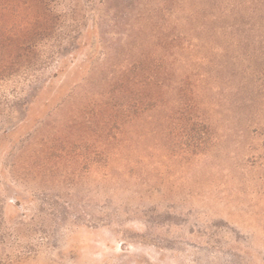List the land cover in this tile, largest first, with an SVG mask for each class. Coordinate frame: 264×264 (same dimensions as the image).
Listing matches in <instances>:
<instances>
[{
	"label": "rangeland",
	"instance_id": "1",
	"mask_svg": "<svg viewBox=\"0 0 264 264\" xmlns=\"http://www.w3.org/2000/svg\"><path fill=\"white\" fill-rule=\"evenodd\" d=\"M175 1L0 0V264H264V0Z\"/></svg>",
	"mask_w": 264,
	"mask_h": 264
},
{
	"label": "trees",
	"instance_id": "2",
	"mask_svg": "<svg viewBox=\"0 0 264 264\" xmlns=\"http://www.w3.org/2000/svg\"><path fill=\"white\" fill-rule=\"evenodd\" d=\"M162 1H166V0H162ZM176 1H177V5H176L177 12H181V13L187 14L186 18H184V19H185V22H187V26L188 25L189 26L187 27L185 25L184 26L185 29H187L189 27H190V29H192L193 22L195 20L197 21L198 18H200L202 12H203L202 8L198 7V9H200V10L191 9L189 0H176ZM204 27H206V24L204 22H201L200 25H199V28L203 29ZM27 48H30V47H27ZM28 50L29 49H25V51H27V52L23 54V57L24 56H26V57L28 56Z\"/></svg>",
	"mask_w": 264,
	"mask_h": 264
}]
</instances>
